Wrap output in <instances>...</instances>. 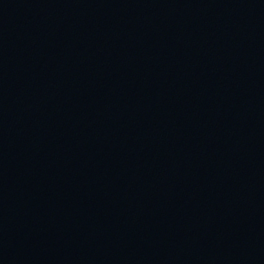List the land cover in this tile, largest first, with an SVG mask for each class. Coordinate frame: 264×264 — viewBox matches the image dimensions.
I'll list each match as a JSON object with an SVG mask.
<instances>
[{"label":"water","instance_id":"95a60500","mask_svg":"<svg viewBox=\"0 0 264 264\" xmlns=\"http://www.w3.org/2000/svg\"><path fill=\"white\" fill-rule=\"evenodd\" d=\"M0 264H264V0H0Z\"/></svg>","mask_w":264,"mask_h":264}]
</instances>
